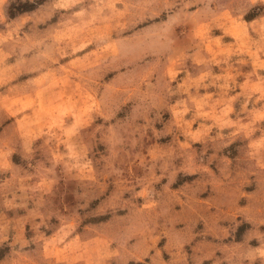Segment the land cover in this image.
Listing matches in <instances>:
<instances>
[{
  "label": "rangeland",
  "instance_id": "obj_1",
  "mask_svg": "<svg viewBox=\"0 0 264 264\" xmlns=\"http://www.w3.org/2000/svg\"><path fill=\"white\" fill-rule=\"evenodd\" d=\"M0 264H264V0H0Z\"/></svg>",
  "mask_w": 264,
  "mask_h": 264
}]
</instances>
